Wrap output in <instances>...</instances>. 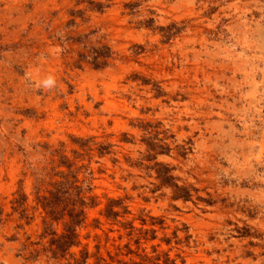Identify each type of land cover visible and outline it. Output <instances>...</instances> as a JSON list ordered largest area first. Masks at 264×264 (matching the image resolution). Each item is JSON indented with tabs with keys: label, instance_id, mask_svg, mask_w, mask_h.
<instances>
[{
	"label": "rangeland",
	"instance_id": "374dc122",
	"mask_svg": "<svg viewBox=\"0 0 264 264\" xmlns=\"http://www.w3.org/2000/svg\"><path fill=\"white\" fill-rule=\"evenodd\" d=\"M104 46L107 67L79 62ZM57 151L87 166L97 205L53 259L35 192L60 179ZM85 254L264 264V0H0V264Z\"/></svg>",
	"mask_w": 264,
	"mask_h": 264
},
{
	"label": "trees",
	"instance_id": "16d2710c",
	"mask_svg": "<svg viewBox=\"0 0 264 264\" xmlns=\"http://www.w3.org/2000/svg\"><path fill=\"white\" fill-rule=\"evenodd\" d=\"M76 41H79L77 39ZM112 55V51L109 47H102L99 50L93 49L90 54H79V62L87 61L91 63L95 68H104L109 65L107 59ZM75 143H79L81 147H86L91 139H74ZM58 156L57 164L51 170L54 172V176H58L60 179L51 183V189L47 194H41V187H36V202L38 207L42 209V238H48V246L44 247L42 251L50 253L52 256L49 258L57 259L58 257H64L68 251L79 244L78 229L84 225L86 221V211L88 208L97 205V197L92 195L93 187L90 182L79 179V174L83 170H87V166H76V161L71 160L65 154L57 151ZM162 167V172L159 174L161 184L170 186L174 189L176 198L187 197L186 189L178 186L175 183L176 178L173 177L171 169L167 166L156 164ZM65 167L66 171H56V168ZM27 201L25 194H19L14 200L15 211H20L24 218H30L26 214V208L24 204ZM116 200L111 201L106 209L105 214L109 217H117L119 213L114 211V203ZM62 224V232L57 231V226ZM39 252H35L30 256L31 259L38 257ZM88 256L85 254L82 260H78L75 264H85ZM70 264V263H67Z\"/></svg>",
	"mask_w": 264,
	"mask_h": 264
},
{
	"label": "clouds",
	"instance_id": "9594fccd",
	"mask_svg": "<svg viewBox=\"0 0 264 264\" xmlns=\"http://www.w3.org/2000/svg\"><path fill=\"white\" fill-rule=\"evenodd\" d=\"M48 85H52L54 83V81L50 78L47 82Z\"/></svg>",
	"mask_w": 264,
	"mask_h": 264
}]
</instances>
